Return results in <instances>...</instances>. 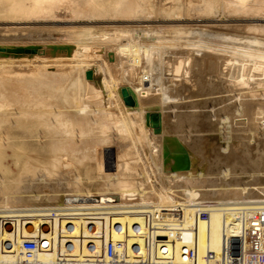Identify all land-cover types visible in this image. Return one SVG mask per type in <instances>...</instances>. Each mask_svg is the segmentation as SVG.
I'll list each match as a JSON object with an SVG mask.
<instances>
[{
	"label": "rangeland",
	"instance_id": "374dc122",
	"mask_svg": "<svg viewBox=\"0 0 264 264\" xmlns=\"http://www.w3.org/2000/svg\"><path fill=\"white\" fill-rule=\"evenodd\" d=\"M152 1L155 13L137 19L114 13H96L85 5L84 0H75L72 8L58 5L49 12L43 11L20 20L0 19V68L22 72L17 67L26 64L32 66L31 71L47 68L50 73H36L34 77L21 78L7 76L9 81L7 77L0 79V108L8 107L6 112L0 111V115L5 113L11 119L0 125L3 127L0 139H6L9 131H16L17 128L10 127L12 122L28 131V138H24L23 142L15 140L21 142L17 145L18 150L14 140L12 144L15 149L9 150V146L6 150L4 146L0 148V151L8 153L0 161V209L16 204L14 201L8 205L3 203L2 196L6 191H14L18 196L27 192L31 196L50 192L69 194V191H53L51 187L45 189L50 185L57 188L65 180L60 169H48L50 158H54L57 150L54 149V141L59 139L64 140L65 155H70L65 157L72 162L70 171L74 173L71 171V175L78 174L73 180L84 187L81 194L88 190L92 194L105 192L104 169L108 166L104 161L94 160L93 155L106 142L103 136L112 133H115L112 140L116 144L114 148L111 143L115 159L113 165L117 164L111 175L114 182L126 180L133 184L137 178L142 179L141 175L150 166H155L163 171L164 179L170 177L171 170L202 168L203 175L209 180H220L231 185H250L255 172L253 168L246 167L248 159L250 162L259 160L261 147L255 141L252 150L255 153L252 155L249 148L252 140L244 138L241 134L243 131L235 128L227 119L231 111L228 112L226 107L231 101L219 99L227 94L222 83L223 66L215 71L210 63H199L195 47L184 44V41L250 48L246 40H264V8H234L227 0H219L214 14L196 10L195 6L200 4V0H181L186 8L181 15L175 16L179 18L174 19L164 13L165 9L175 4L174 0ZM140 26H145V30L138 33L136 30ZM118 29L127 30L126 35L119 39L127 49L124 63L118 62L117 54L113 58H106L101 53L96 57H88L85 62L72 58L76 47H80L88 56L90 46L105 44L106 36L119 34ZM84 30L96 34L94 41L92 38L80 41ZM199 31L202 33H196ZM186 32L191 34H183ZM138 38L155 41H170L174 38L179 42H166L156 48L150 47L149 43L137 42L133 47L131 41L133 43ZM146 47L157 52L151 61L153 85L143 75L144 60L137 57L139 49L145 51ZM50 48H71V58L58 65L52 57L54 51H50ZM218 50L228 54V50ZM173 56L185 58L184 71L178 77L164 75V58ZM76 84H80V87L77 88ZM75 93H81L83 101L88 104L87 113L68 109L65 96L70 97ZM198 94L204 96L195 97ZM205 100L208 102H202ZM23 104L31 115L40 106H58L70 115L75 124L72 138L70 134H61L64 128L54 124L53 119H43L40 123L30 121L34 124L18 119L12 121L22 111L20 107ZM182 104L186 106L181 107ZM111 110L118 113H108ZM48 111L52 112L53 109ZM152 114H157L156 123L152 122ZM238 135L243 138L234 139ZM60 136L62 138L58 139ZM15 150L18 156L13 154ZM14 160L18 161L16 166ZM72 160L75 161L74 165ZM217 164L222 165V170H213ZM31 167L39 172L31 173ZM78 168L81 169L79 173ZM77 188L79 190L80 187Z\"/></svg>",
	"mask_w": 264,
	"mask_h": 264
},
{
	"label": "bare ground",
	"instance_id": "6f19581e",
	"mask_svg": "<svg viewBox=\"0 0 264 264\" xmlns=\"http://www.w3.org/2000/svg\"><path fill=\"white\" fill-rule=\"evenodd\" d=\"M227 1L234 8H241V9L243 8L249 10H252L254 8L257 9L264 8V0H227ZM84 2L89 9L93 10L96 13H114V14H118L119 16L127 15L132 19L149 17L155 13L154 3L152 0H84ZM174 2L175 4L169 9H165L166 12L164 13H167L166 15H168V17L175 19V18H179L175 16L181 15L183 9L186 7L184 6L181 0H174ZM199 3H200L199 5L195 6L196 10L203 11L204 13L215 14L217 11V5L219 4V0H200ZM74 4H75V0H0V19L20 20L29 17L33 14L41 13L43 11L49 12L58 5L72 8ZM144 30H145V26H140V29H137L136 32L141 33ZM183 31H185V29ZM118 32L119 34L117 33L116 35L109 36L108 34H106L108 36H106L105 38L106 41L104 42L105 44L103 45L90 46V47L88 46L89 52L86 49V51L89 54L88 56L85 55V52L83 53L82 50H80V47H76L75 50L72 49L73 50L72 58H74L75 61L78 62H85V60H87L88 57L91 58L93 55L96 57L97 55L104 53L106 58H113L114 54H117L118 62L124 63V61L127 59L126 58L127 49L125 48L126 45H122L119 39L126 35L127 30L118 29ZM196 33H202V31ZM183 34H191V32L189 33L186 32ZM94 36H96V34L95 35L94 33L92 34L90 30L89 31L84 30V32H82V35H80V41L84 39L91 40V38L92 41H94L93 40L95 39ZM175 38L177 39L178 37ZM143 39L140 40L138 38L137 41L135 42L133 41V43L131 41V44H133V47H135V43L137 42L138 44L149 43L150 47L152 46L156 48L158 46L166 44V42L167 43L179 42L177 41L179 38L177 40L171 38L170 41H155L153 39H145V38ZM245 42L249 43L250 48L228 47L222 45H214L208 42H201V41L188 42L186 40L184 41V44H190L192 47H195L194 48L195 51H197V53L199 54V59H200L199 63H210L212 69H214L215 71H219L220 68L223 66L224 73L221 76H223L222 83L226 88L225 93L227 94L226 96H223L221 98L219 97V99H221V101H231L230 105L226 107V110L228 109V112L231 111L230 116H228L227 119L231 121L232 125L235 128H240L241 131H243L241 134H243L244 138L247 137L248 139L252 140V143L251 142L249 143L250 145L249 148L251 150L252 155L255 153L252 152L254 148L253 144H255L254 143L255 141L261 147V149L259 148L260 150L259 154L261 155L259 160H253L252 162H250L248 159V164L246 167L248 169L253 168L252 170H254L255 172V176L250 182V185H246V184L231 185L220 180H209L207 177L203 175L202 168H197L194 170L188 169V171L171 170L169 173L170 177L164 179L162 178L163 171L155 166L152 167L150 166L146 171V173L141 175L142 179L137 178L133 184L126 180H120L118 182H114L111 180V175H113V172L116 170L117 164L114 163L113 165V161L115 160L113 158V150L114 148H116V144L113 143L114 141L112 140V138L115 137V133H112L103 136L107 139L106 142L104 143L102 148L98 147L97 151L95 152V155H93L94 160L104 161L107 163L108 166L107 169H104L106 171L104 172V177H105V182H104L105 192H103L104 194L103 193L92 194L89 192V190L85 192V194H81L82 193L81 189L84 187L79 186L78 182L73 180V178L78 174L75 176L71 175L72 170L70 171V169L72 167V162L69 161L70 159L68 160V158L65 157L68 154L65 155V147L63 146L64 140L59 139L62 138V136H60L58 137L59 139L58 141H54L55 142L54 149L57 150L54 158L53 157H52L53 159L50 158L51 160L49 161L50 163L48 165L49 166L48 169L52 167H56L58 170L60 169L61 171H63L65 180L62 181L60 184H58L59 187L57 188L54 187L53 185H50L49 187H45V189L47 190L48 188L51 187V190L53 191L54 190L69 191L68 192L69 194H52V192H50L47 194H43L41 196L39 195L31 196L30 192H27V194H24L23 196L20 195L18 196L14 191L13 193H10V191H6V193H4L5 195L2 196L3 203L8 205L10 204V202L14 201L16 204L12 206L8 205L5 207V209H0V214H20V213H30V212L37 213V212H45L52 209H64V210H68L69 212H73L76 215H85L88 213H94V214L110 213L112 214L111 217L113 218L114 221L121 223L127 221L129 225L132 223L139 222L138 217L134 216V213L136 211L148 210L153 212V211L171 209V208H175L176 206L182 205L184 207V211L186 215V226H190L191 221L189 220L190 218L189 216L192 213L191 208L196 204V202H200L204 206L212 205V204L227 206L235 202L241 203L243 201L264 202V40L253 38L251 40H246ZM45 45L48 46L47 44ZM251 46H253V48H251ZM218 49H225L226 51L228 50L227 51L228 54L222 53ZM49 50L54 51L52 57L56 59L58 65H61L62 62L65 63V60H69L71 58L70 55L72 51L71 48H67V49L58 48L55 50L50 48ZM155 52L156 51H154L153 48L150 50L148 49V47H146L145 51L140 48L137 54V57L139 59L144 60L145 67H144L143 75L147 78V80H149L150 85H153L154 70L152 69L151 61L153 59ZM67 65H69L68 62ZM184 65H185L184 57L181 56L166 57L164 58V75L177 76V77L181 76L182 72L184 71ZM27 66L28 65L24 64L22 66L17 67V70L18 69L22 70V72L3 70L2 68H0V73L2 74L0 75V79L13 75H14L13 77L21 78V77H34V74L36 73H41V74L43 73V75L50 74L48 73L47 68L44 70L40 69L37 71V69H34L31 71L30 68L32 66H28V67ZM1 70L3 72L8 71V73L3 74ZM76 87L79 88L80 84H76ZM200 96H204V95H200V94L195 95V97H200ZM65 101L68 102L69 104L68 109H74L76 110L77 113H87L88 111V104L85 103V101H83V96H81V93L80 94L75 93L70 97L65 96ZM202 102L207 103L208 100ZM185 106H186L185 104H182L181 107H185ZM7 108L8 107L0 108V111H4ZM50 108L53 109L52 112L48 111L50 110ZM20 109L22 111L18 112V116H16L17 118L15 116L10 115L12 116V118L15 117V120L12 119V121H16L18 119V120H22V122L25 123L28 122L29 124L30 121L40 123L43 119H53L54 124L61 125L64 128L61 134H68V135L70 134L71 135L70 138H72V135L75 132L74 130L75 124L73 123L70 115L61 111L58 106L56 107L55 106L50 107L47 105L40 106L36 109L34 115L32 114L33 115L32 119H30L32 115L29 113V111H27L28 108L27 109L25 108V104H23L20 107ZM108 113H118V112H115V110H111ZM2 115L3 116L0 115V125H2L5 121H11V119L8 118V116L5 113L4 114L2 113ZM151 119L152 122L156 123L157 114H152ZM30 123L34 124L32 122ZM16 125L17 124L15 122L11 123L10 127L13 126L12 129L15 128L17 129L16 131L12 130L13 132L9 131V134L6 139H0V148L4 146L5 148L4 147L3 148L4 150H6L8 148L7 146H9V148L11 147L9 150L15 149V146H13L12 144L13 140L15 141L16 139H19L20 141L22 140L23 142L24 138L25 139L28 138L26 136L28 134V131L25 130V127L23 126L17 127ZM2 128L3 127L1 126L0 130H2ZM243 136L238 135L234 139H241L243 138ZM20 141L18 142L15 141L17 144L14 143L16 144L17 150H18L17 145L19 143L21 144ZM111 143L115 146L114 148L111 147ZM12 146L14 148H12ZM3 151H0V161H2V159L8 155L7 152H3ZM15 152L16 150L13 151V154L15 156H18L15 154ZM15 156L13 157L15 158ZM72 156L74 158V155ZM74 159L76 160V158ZM36 160L38 159H35V161ZM74 162L75 161H73V165ZM13 164L16 166L18 164V161L14 160ZM78 169H77V173H79L78 171H81V169L79 170ZM4 170L5 169H3V171ZM30 170L31 173L32 172L35 173L36 171H38L37 169L35 170V168H32ZM99 170L102 171L101 169ZM213 170L216 171L222 170V165L217 164L215 167H213ZM116 186L118 188H116ZM77 187H80L79 190ZM77 190L80 193L77 192ZM91 196H93L92 198H103V197L112 196V197H117V200L111 202L86 201L89 200ZM74 199L77 200L82 199L83 201H71ZM223 223H224V216L223 214H221V212L217 210L211 212L209 219L207 221H199L197 223V236H198L197 248L199 254H202L204 252V249L209 248L210 251L215 254L216 262L218 261L219 254L221 251ZM211 233H212V239H211ZM176 245L178 247V244Z\"/></svg>",
	"mask_w": 264,
	"mask_h": 264
},
{
	"label": "built area",
	"instance_id": "2783aa9c",
	"mask_svg": "<svg viewBox=\"0 0 264 264\" xmlns=\"http://www.w3.org/2000/svg\"><path fill=\"white\" fill-rule=\"evenodd\" d=\"M191 209L190 226L182 205L136 211L139 222L129 225L64 209L0 214V264H264V202ZM215 210L224 216L217 262L197 248V223Z\"/></svg>",
	"mask_w": 264,
	"mask_h": 264
},
{
	"label": "water",
	"instance_id": "95a60500",
	"mask_svg": "<svg viewBox=\"0 0 264 264\" xmlns=\"http://www.w3.org/2000/svg\"><path fill=\"white\" fill-rule=\"evenodd\" d=\"M117 200V197H112V196H109V197H103V198H89V200H86V201H116ZM71 201H83L82 199H74V200H71Z\"/></svg>",
	"mask_w": 264,
	"mask_h": 264
}]
</instances>
